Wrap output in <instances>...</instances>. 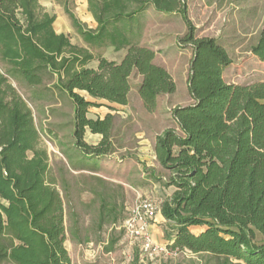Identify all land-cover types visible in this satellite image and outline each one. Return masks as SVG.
<instances>
[{
	"label": "trees",
	"instance_id": "trees-1",
	"mask_svg": "<svg viewBox=\"0 0 264 264\" xmlns=\"http://www.w3.org/2000/svg\"><path fill=\"white\" fill-rule=\"evenodd\" d=\"M148 5L180 13L187 26L182 41L192 48V103L173 108L176 126L157 135L153 146L158 164L169 171L163 186L173 187L159 210L173 232L166 247L208 254L220 264H264V81L224 79L232 63L225 46L195 35L184 0H87L96 31H82L70 15L73 26L87 42L125 49L120 61L99 56L95 67L87 65L94 56L86 48L55 32V16L38 0H0V60L11 66V77L31 85L41 83L44 68L57 75L73 102L76 147L91 156L107 154L113 116L91 118L88 108L99 106L97 100L126 105L133 73L141 76L137 92L148 112L158 96L176 89L154 62V50L129 38L128 24ZM250 51L264 62V24ZM85 128L101 135L99 143L84 141ZM38 143L30 108L0 71V264H72L63 203L47 180L48 157ZM128 264H142L138 252Z\"/></svg>",
	"mask_w": 264,
	"mask_h": 264
},
{
	"label": "rangeland",
	"instance_id": "rangeland-1",
	"mask_svg": "<svg viewBox=\"0 0 264 264\" xmlns=\"http://www.w3.org/2000/svg\"><path fill=\"white\" fill-rule=\"evenodd\" d=\"M38 1L44 11L55 16L56 33H63L73 45L86 48L94 56L88 66L95 67L99 56L115 62L121 60L125 49L115 51L107 41L102 44L87 42L73 26L70 15L82 31H96L97 23L88 10L87 0ZM184 4L195 35L215 37L225 46L232 60L223 73L227 82L264 81V62L250 51L264 24V0H184ZM15 17L21 24L18 12ZM128 26L131 27L128 33L131 42L154 50V62L169 72L176 89L158 96L155 109L148 112L137 92L141 76L133 73L129 77L126 105H110L97 100L99 106L88 108L87 116L91 118L113 116L111 147L104 155L91 156L76 147L73 102L62 89L57 75L44 68L40 73L41 83L31 85L11 77L8 74L11 66L0 60V71L8 76L32 112L39 136L38 148L47 153V180L58 190L63 203L64 246L71 255L72 264H128L134 252H138V247L124 235L122 228L128 208L138 195L152 199L160 208L166 194H171L172 188L163 186L169 171L158 164L152 150L156 136L176 126L173 108L192 103L187 84L192 48L182 41L187 26L180 13L160 12L152 5ZM83 138L86 143L96 145L101 135L85 128ZM27 154L32 155L31 152ZM162 229L167 243L173 232L165 224ZM191 231L198 233L199 228L192 227ZM125 249H128L130 260H127ZM139 260L142 264H220L222 261L187 250H168L151 259L139 257Z\"/></svg>",
	"mask_w": 264,
	"mask_h": 264
},
{
	"label": "built area",
	"instance_id": "built-area-1",
	"mask_svg": "<svg viewBox=\"0 0 264 264\" xmlns=\"http://www.w3.org/2000/svg\"><path fill=\"white\" fill-rule=\"evenodd\" d=\"M159 210L155 201L138 195L122 222L124 235L138 247V256L142 259H151L168 252L165 245L153 241L149 231V226Z\"/></svg>",
	"mask_w": 264,
	"mask_h": 264
},
{
	"label": "crops",
	"instance_id": "crops-1",
	"mask_svg": "<svg viewBox=\"0 0 264 264\" xmlns=\"http://www.w3.org/2000/svg\"><path fill=\"white\" fill-rule=\"evenodd\" d=\"M110 105H112V104H110ZM115 105H118V104H115ZM119 106H122V105H119ZM152 152H153V150H152ZM169 188H172V189H170V192H172L173 191V187H169ZM167 195H169V193H167L166 196ZM163 224H164V219H163V217L161 216V214L159 212L156 215L155 223H152L149 226V231L151 233V236H152L153 241L156 242V243H158V244H161V245L162 244L164 245L166 243V239H167L166 236H163V229H162L163 228ZM124 253L127 255L126 256L127 257V260L128 259L130 260L129 254H128L129 253L128 252V249H125L124 250ZM68 255H69L70 259H71L70 253H68ZM127 263H129V262H127Z\"/></svg>",
	"mask_w": 264,
	"mask_h": 264
}]
</instances>
